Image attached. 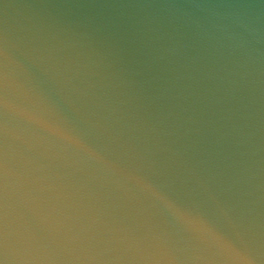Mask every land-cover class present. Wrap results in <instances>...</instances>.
<instances>
[{"label":"water","instance_id":"1","mask_svg":"<svg viewBox=\"0 0 264 264\" xmlns=\"http://www.w3.org/2000/svg\"><path fill=\"white\" fill-rule=\"evenodd\" d=\"M0 158L4 264H264V0H0Z\"/></svg>","mask_w":264,"mask_h":264},{"label":"snow or ice","instance_id":"2","mask_svg":"<svg viewBox=\"0 0 264 264\" xmlns=\"http://www.w3.org/2000/svg\"><path fill=\"white\" fill-rule=\"evenodd\" d=\"M3 179H4V165L2 158H0V197H2V193H3ZM8 243H9V239L4 228L2 213H0V255H2ZM0 264H4L3 259H0Z\"/></svg>","mask_w":264,"mask_h":264},{"label":"clouds","instance_id":"3","mask_svg":"<svg viewBox=\"0 0 264 264\" xmlns=\"http://www.w3.org/2000/svg\"><path fill=\"white\" fill-rule=\"evenodd\" d=\"M174 214L176 215L177 219L185 222L186 217L182 212H180V210L178 209L174 210Z\"/></svg>","mask_w":264,"mask_h":264}]
</instances>
